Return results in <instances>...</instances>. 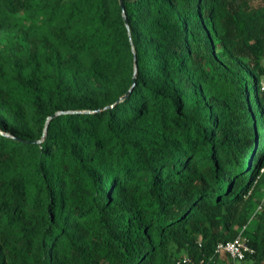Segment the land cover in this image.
<instances>
[{"label":"trees","instance_id":"obj_1","mask_svg":"<svg viewBox=\"0 0 264 264\" xmlns=\"http://www.w3.org/2000/svg\"><path fill=\"white\" fill-rule=\"evenodd\" d=\"M263 192L264 0H0V264H264Z\"/></svg>","mask_w":264,"mask_h":264},{"label":"built area","instance_id":"obj_2","mask_svg":"<svg viewBox=\"0 0 264 264\" xmlns=\"http://www.w3.org/2000/svg\"><path fill=\"white\" fill-rule=\"evenodd\" d=\"M246 229L244 228L235 240L219 243L217 252L221 255H227L234 263L245 261L247 255L253 252L250 248L249 240L245 237ZM185 262L190 264L191 260L186 259Z\"/></svg>","mask_w":264,"mask_h":264},{"label":"rangeland","instance_id":"obj_3","mask_svg":"<svg viewBox=\"0 0 264 264\" xmlns=\"http://www.w3.org/2000/svg\"><path fill=\"white\" fill-rule=\"evenodd\" d=\"M261 199L264 200V192L262 193ZM253 225L254 224L252 223V225H250L249 227H247V229L245 230V232L247 230H251ZM228 258L229 257L227 255H225V254L224 255H221L220 258H219V260H218V264H252V262H250V261H247L246 263H243V262H235L234 263L230 258H229L230 260Z\"/></svg>","mask_w":264,"mask_h":264},{"label":"water","instance_id":"obj_4","mask_svg":"<svg viewBox=\"0 0 264 264\" xmlns=\"http://www.w3.org/2000/svg\"><path fill=\"white\" fill-rule=\"evenodd\" d=\"M121 3L123 5V0H121ZM125 19H126V22H127V25H128V20H127V17L125 16Z\"/></svg>","mask_w":264,"mask_h":264}]
</instances>
